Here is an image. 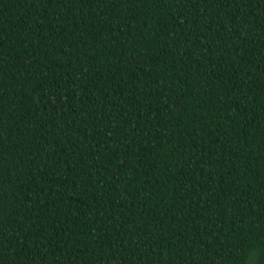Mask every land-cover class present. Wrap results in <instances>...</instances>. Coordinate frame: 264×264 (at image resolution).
Returning <instances> with one entry per match:
<instances>
[{
	"label": "trees",
	"instance_id": "obj_1",
	"mask_svg": "<svg viewBox=\"0 0 264 264\" xmlns=\"http://www.w3.org/2000/svg\"><path fill=\"white\" fill-rule=\"evenodd\" d=\"M0 264H264V0H0Z\"/></svg>",
	"mask_w": 264,
	"mask_h": 264
}]
</instances>
